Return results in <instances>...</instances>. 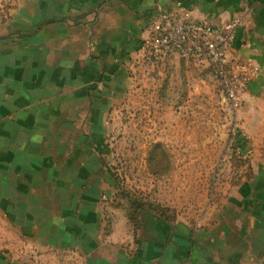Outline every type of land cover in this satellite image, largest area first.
<instances>
[{
	"label": "crops",
	"instance_id": "1",
	"mask_svg": "<svg viewBox=\"0 0 264 264\" xmlns=\"http://www.w3.org/2000/svg\"><path fill=\"white\" fill-rule=\"evenodd\" d=\"M163 9L242 19L229 59L258 67L242 95L256 165L247 200L197 239L193 259L179 236L161 237L176 243L165 250L133 249L130 227L116 219L109 229L91 198L102 159L88 133L131 84L127 67ZM0 228V243L19 254L0 252V264H264V0H0Z\"/></svg>",
	"mask_w": 264,
	"mask_h": 264
},
{
	"label": "rangeland",
	"instance_id": "2",
	"mask_svg": "<svg viewBox=\"0 0 264 264\" xmlns=\"http://www.w3.org/2000/svg\"><path fill=\"white\" fill-rule=\"evenodd\" d=\"M131 61V84L108 101L94 123L98 131L88 133L103 160L94 166L102 175L92 182L100 191L91 198L105 205L102 220L109 229L116 219L122 229L124 223L130 227L133 249L153 243L165 250L176 245L167 238L179 236L191 244L193 259L197 239L247 200L241 193L256 165L249 158L254 152L248 150L244 105L228 104L225 86L210 68L175 56L153 62L137 52ZM168 62L175 68L167 70ZM219 237L214 246L221 244ZM203 243L206 253L210 244ZM0 252L11 253L1 243Z\"/></svg>",
	"mask_w": 264,
	"mask_h": 264
},
{
	"label": "built area",
	"instance_id": "3",
	"mask_svg": "<svg viewBox=\"0 0 264 264\" xmlns=\"http://www.w3.org/2000/svg\"><path fill=\"white\" fill-rule=\"evenodd\" d=\"M242 23L240 18L216 24L195 21L177 9H163L148 26L137 53L153 62L175 56L212 69L225 86L228 104L237 109L243 105L242 95L258 72L250 59H229Z\"/></svg>",
	"mask_w": 264,
	"mask_h": 264
}]
</instances>
